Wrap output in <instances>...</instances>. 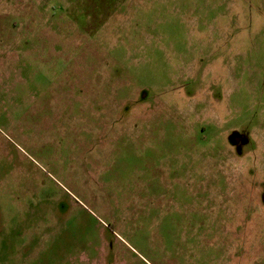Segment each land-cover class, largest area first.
Instances as JSON below:
<instances>
[{
    "label": "rangeland",
    "instance_id": "1",
    "mask_svg": "<svg viewBox=\"0 0 264 264\" xmlns=\"http://www.w3.org/2000/svg\"><path fill=\"white\" fill-rule=\"evenodd\" d=\"M0 264H264V0H0Z\"/></svg>",
    "mask_w": 264,
    "mask_h": 264
}]
</instances>
